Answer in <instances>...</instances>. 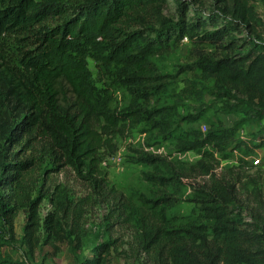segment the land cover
I'll list each match as a JSON object with an SVG mask.
<instances>
[{
	"label": "trees",
	"instance_id": "16d2710c",
	"mask_svg": "<svg viewBox=\"0 0 264 264\" xmlns=\"http://www.w3.org/2000/svg\"><path fill=\"white\" fill-rule=\"evenodd\" d=\"M173 1L176 19L165 14L170 0H0V217L14 240L18 214L26 213L23 242L30 256L57 240L70 246L75 264H112L116 241L93 247V256L80 254L92 201L109 209L111 229H131V254L145 264H264V182L244 169L242 159L225 167L215 159L230 149L250 155L264 147V139L252 145L221 122L206 133L181 131L174 136L179 151L201 155L200 170L191 168L188 176L163 157L138 152L137 161L153 169L143 173L148 183L163 191L193 190L195 210L187 217L167 216L166 209L179 203L172 194L141 198L138 207L102 167L105 156L117 152L116 136L137 127L143 116L98 109L88 65L93 51L105 66L119 69L133 93L153 94L174 79L154 59L187 38L199 79L213 83L212 94L225 101V111L264 122V41L251 39L261 25L254 0ZM126 25H158L161 32L151 39L144 31L127 32ZM148 114L154 127L174 135L163 110ZM66 170L90 198L74 202L62 184L47 189L50 176ZM45 200L53 212L43 220ZM5 241L0 231V251ZM10 263L0 253V264Z\"/></svg>",
	"mask_w": 264,
	"mask_h": 264
},
{
	"label": "rangeland",
	"instance_id": "374dc122",
	"mask_svg": "<svg viewBox=\"0 0 264 264\" xmlns=\"http://www.w3.org/2000/svg\"><path fill=\"white\" fill-rule=\"evenodd\" d=\"M170 2L171 5L165 14L169 18L176 19L177 6L173 0ZM207 6L209 5L207 4ZM254 6L261 17V25L251 39L263 42L264 0H254ZM191 15H195L193 9H191ZM126 27L127 32L144 31L151 39L156 38L161 32L158 25H133L132 27L126 25ZM240 38H243V35ZM16 46L18 45L14 44L11 47V53L15 59L18 58L20 52ZM154 61L159 65L162 74L171 75L174 79H170L163 90L152 94L146 93L144 90L133 93V90L127 88L121 81L119 69L114 65L105 66L97 59L95 51L88 59L89 69L93 74L97 89L95 102L98 109L118 116L130 112H137L143 116L137 127L124 136H116L117 152L114 155H106L102 167L112 184L132 199L138 207L143 206L141 198L150 200L165 194H172L179 199V203L176 208L166 209L167 216L170 218L174 216L187 217L193 215L195 210V203L190 201L193 198V190L187 188L186 191L179 192L176 188H168L163 191L148 183L143 178V173H152L153 169L137 161L138 152H145L154 157H163L168 162L169 168L182 169L188 176L191 168H194L195 171V168L200 170L197 163L201 160V155L195 152L182 153L179 151L178 139L174 137L178 136L179 132L202 131L206 133L213 128L218 130L221 122L225 128L235 127L238 139H249L253 145V143L260 144V140L264 139V122L258 121L252 114L244 117L243 113H227L225 111V101H221L212 94L213 83H203L199 79L200 71L196 67V59L192 54V43L189 39H184L171 54L157 57ZM232 104L235 103L232 102ZM155 110L164 111L165 120L172 125L173 136L161 132L145 118L149 115L148 112ZM197 116L202 117L195 121ZM215 159L221 164L220 167L238 166L242 159L245 162L244 169L249 170V174L261 178L264 182V147L244 156L239 151L230 149L224 153H217ZM216 170H220V168L216 167ZM165 172L168 174L169 170L166 169ZM193 176L195 177V175ZM197 180H200L199 176H197ZM55 184L67 186L71 190V198L74 202L90 198L86 186L76 179L70 170L50 176L47 189ZM0 194H5V191H0ZM37 194L38 192L35 196ZM91 205L87 208L82 222L83 228H85V237L80 254L83 258L89 255L93 256L91 252L93 247L101 246L112 240L116 241L112 250V264H145L143 257L139 258L131 254L130 245L133 240L131 229L121 225H115L111 229L112 223L107 219L109 209L106 205H94L92 201ZM50 212H53V206L49 200H45L40 209L42 219L44 220ZM26 222V213L21 211L15 221V239L11 240L6 223L0 217V231L6 235L7 239L0 251L1 258L9 260L10 264H75L70 246L57 240L40 246L36 253L30 256L23 242Z\"/></svg>",
	"mask_w": 264,
	"mask_h": 264
}]
</instances>
